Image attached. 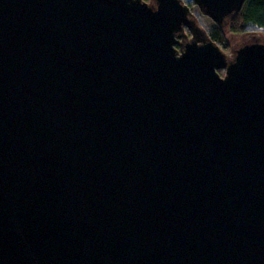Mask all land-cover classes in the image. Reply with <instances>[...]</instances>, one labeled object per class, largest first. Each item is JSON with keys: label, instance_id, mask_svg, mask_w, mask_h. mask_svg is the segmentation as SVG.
Returning a JSON list of instances; mask_svg holds the SVG:
<instances>
[{"label": "water", "instance_id": "1", "mask_svg": "<svg viewBox=\"0 0 264 264\" xmlns=\"http://www.w3.org/2000/svg\"><path fill=\"white\" fill-rule=\"evenodd\" d=\"M233 52L183 0H0V264H264V37Z\"/></svg>", "mask_w": 264, "mask_h": 264}, {"label": "trees", "instance_id": "2", "mask_svg": "<svg viewBox=\"0 0 264 264\" xmlns=\"http://www.w3.org/2000/svg\"><path fill=\"white\" fill-rule=\"evenodd\" d=\"M236 16L237 17L232 23V30L234 32L252 29H260L264 32V0H246L242 10ZM238 17H240V23L238 22ZM222 29L223 28L215 27L214 29L206 32L211 37V39L225 52L229 51V49L227 48L228 44ZM186 32L189 36H191V33L188 30H186ZM220 74L223 76L225 73L224 71H220Z\"/></svg>", "mask_w": 264, "mask_h": 264}, {"label": "rangeland", "instance_id": "3", "mask_svg": "<svg viewBox=\"0 0 264 264\" xmlns=\"http://www.w3.org/2000/svg\"><path fill=\"white\" fill-rule=\"evenodd\" d=\"M144 1H146V0H144ZM184 1L187 5H189V7H191V10L195 14V16L197 17L199 24L207 32L214 29L215 27H219L212 19L205 16L201 12L199 7L194 3V0H184ZM146 2H150V0H148ZM236 15L229 21L227 29H224V30L222 29L224 36H225V39H226L227 44H228L227 48L229 49V51H225V52L229 58H233V56H234L233 50H235L238 47V45L247 42L251 38V36H259L260 38L264 37V32L260 29H252V30H247V31L234 32L232 30V23L234 22L235 18L237 17ZM238 22L239 23L241 22L240 17H238ZM224 73H225V71H224Z\"/></svg>", "mask_w": 264, "mask_h": 264}]
</instances>
